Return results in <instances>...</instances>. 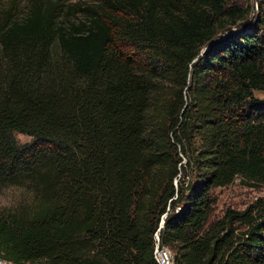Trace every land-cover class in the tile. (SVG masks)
I'll use <instances>...</instances> for the list:
<instances>
[{
    "label": "trees",
    "instance_id": "trees-1",
    "mask_svg": "<svg viewBox=\"0 0 264 264\" xmlns=\"http://www.w3.org/2000/svg\"><path fill=\"white\" fill-rule=\"evenodd\" d=\"M29 0L0 19V255L28 264H264V0ZM80 13L81 17L69 19ZM29 136L18 144L13 133ZM183 161V162H181ZM161 226L159 227V225ZM158 230V231H157Z\"/></svg>",
    "mask_w": 264,
    "mask_h": 264
},
{
    "label": "rangeland",
    "instance_id": "rangeland-1",
    "mask_svg": "<svg viewBox=\"0 0 264 264\" xmlns=\"http://www.w3.org/2000/svg\"><path fill=\"white\" fill-rule=\"evenodd\" d=\"M29 0H0V19L4 10L9 9L11 15L21 16L24 11L25 4ZM64 6L73 3H80L83 5L91 0H59ZM255 0H249V4L252 6L253 12L249 14V19H253L256 16V4ZM80 13H74L69 15V19L73 20L80 18ZM253 95L257 98H262L264 95L261 92H253ZM13 136L18 144L29 141V136L13 133ZM183 162V161H181ZM211 195L215 201L213 211L210 219L220 217L223 212L227 209L243 210L248 204L253 202L256 198L264 196V187L258 185H248L236 177L230 184L214 188ZM30 193L24 186L4 184L0 186V213L6 209H13L22 203L23 199H28ZM168 247V246H167ZM171 255L173 251L171 247H168Z\"/></svg>",
    "mask_w": 264,
    "mask_h": 264
},
{
    "label": "built area",
    "instance_id": "built-area-1",
    "mask_svg": "<svg viewBox=\"0 0 264 264\" xmlns=\"http://www.w3.org/2000/svg\"><path fill=\"white\" fill-rule=\"evenodd\" d=\"M153 240H154L153 257L154 260L156 261V264H176L175 261L173 260V257L168 247L158 245L157 232L153 234ZM0 264H28V263H14L13 261L3 258L0 255Z\"/></svg>",
    "mask_w": 264,
    "mask_h": 264
},
{
    "label": "water",
    "instance_id": "water-1",
    "mask_svg": "<svg viewBox=\"0 0 264 264\" xmlns=\"http://www.w3.org/2000/svg\"><path fill=\"white\" fill-rule=\"evenodd\" d=\"M161 226V224L159 225V227Z\"/></svg>",
    "mask_w": 264,
    "mask_h": 264
}]
</instances>
